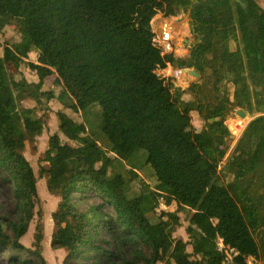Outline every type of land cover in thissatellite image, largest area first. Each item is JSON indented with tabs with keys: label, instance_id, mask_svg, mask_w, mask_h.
I'll use <instances>...</instances> for the list:
<instances>
[{
	"label": "trees",
	"instance_id": "obj_1",
	"mask_svg": "<svg viewBox=\"0 0 264 264\" xmlns=\"http://www.w3.org/2000/svg\"><path fill=\"white\" fill-rule=\"evenodd\" d=\"M8 1L51 56L65 86L58 99L79 108L91 132L58 110L57 127L75 144L52 133L41 160L54 156L56 162L38 168L48 193L59 198L50 246L64 249L63 264H222L224 252L203 244L216 237L239 264L249 258L264 264V183L258 181L264 178V115L248 121L233 154H227L226 140L233 135L225 125L237 107L255 104L258 113L264 111V91L251 88L264 81V7L258 0H240L245 8L232 0H177L209 16L199 21L206 39L186 58L161 57L154 43V17L172 14L175 0ZM7 11L0 0V25ZM29 47L22 39L16 53L26 57ZM166 62L199 73L189 86L197 85V101L180 98L182 90L165 77ZM222 68L230 74L233 98L211 101ZM25 86H12L0 57V179L13 203L11 218L0 215V246L9 251L5 264H48L37 177L23 153L26 137L41 135L48 115L37 117L22 106ZM195 111L204 127L190 123ZM216 136L223 138L202 148L206 137ZM97 144L124 160L107 154L99 159L90 151ZM146 181L183 203L176 204L186 212L187 240L173 236L180 225L177 210L158 211L159 195ZM74 193L100 198L92 209L96 219L76 210ZM35 215L28 248L20 238Z\"/></svg>",
	"mask_w": 264,
	"mask_h": 264
},
{
	"label": "rangeland",
	"instance_id": "obj_2",
	"mask_svg": "<svg viewBox=\"0 0 264 264\" xmlns=\"http://www.w3.org/2000/svg\"><path fill=\"white\" fill-rule=\"evenodd\" d=\"M1 2L7 5L8 11L5 23L0 25V57L2 58L7 71L11 75V84L14 88H17L22 82L26 84L25 89L27 91V97L21 101L23 107H31L33 109V114L37 117L43 113L48 115V121L41 135L26 137V145L23 153L32 166L35 176L37 177L36 189L40 198L39 208L42 210L44 225V236L41 242L42 256L48 264H63L65 257L64 249H55L50 246V234L53 230L51 213L55 210L59 198L48 193L46 188V179L38 177V168L40 165L47 167L49 165L55 164L56 162L54 156H51L49 161L41 160L44 151L47 149L48 140L52 133H57L62 141H67L72 145L75 143L59 131L56 122V115H52L50 112L56 113L58 110H62L75 121L83 123L90 136L91 132L87 127V121L85 120L84 114L81 112V110L78 108V110L75 111L66 108L63 102L58 99V96L65 86L55 72V66L51 56L45 54L41 50L39 42L35 40V36L29 33L27 29V19L17 16L15 10L8 0H1ZM258 2L262 7H264V0H258ZM183 7H186V5H183L175 0L174 11L172 14L168 15L165 13V11H159L155 16L157 18L164 16L168 18V21H170L169 23L174 30V39L172 41L174 42L175 47H177L178 44H183L186 40L191 44H197L198 42H202L206 39V30H204L199 21L200 18L208 21V14L197 12L192 8L191 10H184ZM182 9L184 11H182ZM22 39L28 40L30 44L28 55L26 57L16 53V47ZM190 52L191 50H189L184 58H186L187 55L189 56ZM13 55H15V58ZM28 63L32 64L33 67H30ZM168 73L170 72L168 69H166L165 75H169L168 77L165 76L166 79H168L167 81H172V87H179L182 90L180 94L181 99L197 101V85H193L191 88L189 86L190 84L197 82V78H199L200 75L195 77L189 75L188 72L183 74ZM221 73L222 77L217 84L218 91L213 90V93L210 92L209 96L211 101H214L217 97L222 98L225 94L231 99L233 98L232 89L227 88V81L230 79V74L224 68L221 69ZM257 86H259V88L261 87L262 90L264 89V85L255 84H253L252 89H255ZM231 114L236 116L234 111ZM252 114H255V112ZM91 116L93 117V115ZM189 118L190 123L194 127H204L205 123L197 117L196 111L192 112ZM245 120H247L248 123L247 116ZM15 123L18 128H21V124L17 119H15ZM222 138V136H216L214 139L206 137L202 141L201 146L203 149L213 147L216 144L215 142L221 141ZM226 145L228 146L227 153L229 154L235 153L238 149L237 145L233 143V139L231 138L226 140ZM90 151L99 159H101L103 155L107 154L112 157L116 156L124 160L123 154L116 155L113 152H110L105 146L100 144H97V148L91 149ZM126 165L132 170L133 176L139 175L135 167L127 163ZM147 184L150 186L148 182ZM152 190L159 195V205L157 208L158 211L177 210L180 225L176 227L173 236L181 237L183 240H187V235L185 233V227L187 225L186 212L183 209H178L176 204L178 202L183 205V203L180 200H177L175 195L171 194L168 190L159 191L154 188H152ZM73 203L76 210L84 213L86 217L89 218V220H94L98 217L99 214L92 210L93 208H97L99 205H101V200L98 196L89 197L88 195L82 196L81 194L74 193ZM12 205L13 203L9 196V188L6 186V183L0 179V215L11 218L13 216L11 213L13 211ZM36 210L37 208H35V211ZM49 219H51V223L47 224ZM35 222L36 215L30 221L27 232L20 238V242L25 247L32 248V242L35 237ZM203 244L224 251L225 261L223 264H233L231 262V257H234V253L230 248L223 244L220 238L216 237V239L213 240L206 239ZM187 251L191 252L190 245L187 246ZM8 254L9 251L4 250L0 246V264H5V258L8 256ZM68 264H91V262L89 260H69ZM157 264L164 263L158 262ZM246 264H259V261L254 258H249Z\"/></svg>",
	"mask_w": 264,
	"mask_h": 264
},
{
	"label": "built area",
	"instance_id": "obj_3",
	"mask_svg": "<svg viewBox=\"0 0 264 264\" xmlns=\"http://www.w3.org/2000/svg\"><path fill=\"white\" fill-rule=\"evenodd\" d=\"M184 10L182 9V11ZM169 22L170 21H168L167 17H164V16H160V18L154 17V29H153L154 35H155L154 43L160 49L161 57H164L165 55L170 54L173 57L184 58L185 55L189 52V50H191L190 49L191 47L188 45V42L186 41L183 44H178V46L175 47L174 42L172 41L174 39V30ZM166 65H167V69L170 72L168 74L185 73L184 69H173V67L171 66L169 62H166ZM165 76L168 77L169 75H165ZM227 124H228V127H229L228 129L231 132V134L233 136H238L243 133L247 123L246 121H244L243 119L239 117L229 116L227 120ZM231 262L233 264H239L238 262L235 261L234 257H231Z\"/></svg>",
	"mask_w": 264,
	"mask_h": 264
},
{
	"label": "crops",
	"instance_id": "obj_4",
	"mask_svg": "<svg viewBox=\"0 0 264 264\" xmlns=\"http://www.w3.org/2000/svg\"><path fill=\"white\" fill-rule=\"evenodd\" d=\"M259 85H264V81H263V83H261V84H259ZM252 86H253V84H252ZM251 86V88H253ZM255 90L256 91H259V90H262V88L260 87L259 88V86H257L256 88H255ZM264 90V89H263ZM262 90V91H263ZM258 106H260V105H257V107ZM257 107H256V105L255 104H252V106L250 107V108H248L247 106L246 107H244V108H242L243 109V111L245 112V115L248 117V121H250L251 119H253L254 117H256L257 115H259V114H263L264 115V111L262 112V113H258L257 112ZM31 108V107H30ZM239 108H241V107H237V108H235V109H239ZM234 109V110H235ZM259 109H261V110H264V108L263 107H259ZM253 112H255V114H252ZM50 113H52V115H55V113H53V112H50ZM229 116H233L232 114H230ZM229 116H227L226 117V119H225V125H227V127H228V124H227V120H228V117ZM246 118V117H245ZM244 121H246V123H247V120H245V119H243ZM45 127V126H44ZM229 128V127H228ZM242 135V134H241ZM241 135H238V136H232L231 137V139H233V143L234 144H236L237 143V141H238V139L240 138V136ZM237 145V144H236ZM237 151V150H236ZM228 154V153H227ZM261 180H263V181H261ZM258 181H259V183H261V184H263L264 183V178H259L258 179Z\"/></svg>",
	"mask_w": 264,
	"mask_h": 264
},
{
	"label": "water",
	"instance_id": "obj_5",
	"mask_svg": "<svg viewBox=\"0 0 264 264\" xmlns=\"http://www.w3.org/2000/svg\"><path fill=\"white\" fill-rule=\"evenodd\" d=\"M240 0H233V2H239ZM242 7L244 8L245 7V4L244 3H241ZM192 9H194L193 7H191ZM185 72H188L189 75H192V76H195V77H198L199 76V73L196 72L195 70L193 69H184ZM234 114L239 117V118H243L245 119L246 115H245V112L243 111L242 108H239V109H235L234 110ZM234 116V115H233ZM235 116V117H236Z\"/></svg>",
	"mask_w": 264,
	"mask_h": 264
},
{
	"label": "flooded vegetation",
	"instance_id": "obj_6",
	"mask_svg": "<svg viewBox=\"0 0 264 264\" xmlns=\"http://www.w3.org/2000/svg\"><path fill=\"white\" fill-rule=\"evenodd\" d=\"M232 2H233V0H232ZM233 3H240V4H241V3H243V2H240V1H239V2H233ZM244 4H245V3H244ZM183 5H186V7H188V8L183 7L185 10H186V9H187V10H191V7H192V6H190V5H188V4H183ZM259 5H260V4H259ZM241 6H242V5H241ZM260 6H261V5H260ZM193 8H194V7H193ZM242 8H243V7H242ZM244 8H245V7H244ZM194 9H195V8H194ZM186 42H188V41L186 40ZM188 45L192 48V46H193L194 44H191V43L188 42ZM187 57H188V56H187Z\"/></svg>",
	"mask_w": 264,
	"mask_h": 264
},
{
	"label": "bare ground",
	"instance_id": "obj_7",
	"mask_svg": "<svg viewBox=\"0 0 264 264\" xmlns=\"http://www.w3.org/2000/svg\"><path fill=\"white\" fill-rule=\"evenodd\" d=\"M51 219H49L48 221H47V224H49V223H51V221H50Z\"/></svg>",
	"mask_w": 264,
	"mask_h": 264
}]
</instances>
